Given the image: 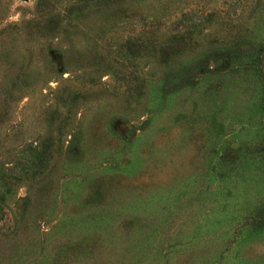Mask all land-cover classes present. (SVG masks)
<instances>
[{
    "label": "rangeland",
    "instance_id": "374dc122",
    "mask_svg": "<svg viewBox=\"0 0 264 264\" xmlns=\"http://www.w3.org/2000/svg\"><path fill=\"white\" fill-rule=\"evenodd\" d=\"M175 18L264 64V0H0V264H264V89L154 95Z\"/></svg>",
    "mask_w": 264,
    "mask_h": 264
},
{
    "label": "trees",
    "instance_id": "16d2710c",
    "mask_svg": "<svg viewBox=\"0 0 264 264\" xmlns=\"http://www.w3.org/2000/svg\"><path fill=\"white\" fill-rule=\"evenodd\" d=\"M173 20L169 29L170 38L159 45V66L150 74V88L154 95H180L200 79L210 81L220 75L231 74L234 68H240L246 74L243 82L246 86L251 85L247 86L248 89H264V64L261 63L260 53L263 41L257 35L239 34L220 44L211 42V39L205 42L198 34L208 36V33L200 30L197 36H187L181 20ZM137 48L142 49V44ZM256 226L264 227V209Z\"/></svg>",
    "mask_w": 264,
    "mask_h": 264
}]
</instances>
